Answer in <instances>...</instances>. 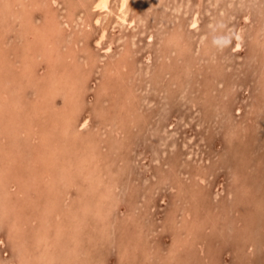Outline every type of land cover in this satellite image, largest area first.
Returning a JSON list of instances; mask_svg holds the SVG:
<instances>
[{"label":"rangeland","instance_id":"rangeland-1","mask_svg":"<svg viewBox=\"0 0 264 264\" xmlns=\"http://www.w3.org/2000/svg\"><path fill=\"white\" fill-rule=\"evenodd\" d=\"M57 1L33 8L0 0V25L12 30L0 92L11 98L24 88L20 110L13 98L2 108L12 115L7 127L0 125V154L13 155L0 159L9 205L3 213L0 202V264H264V0H130L126 22L118 18V0L104 11L91 6L95 0ZM11 4L18 18L7 15ZM30 13L36 25L57 16L65 31L51 37L57 49L41 52L39 42L21 39L15 45ZM84 21L90 28H82ZM71 38L83 53L74 59ZM89 54L96 61L88 62ZM85 116L89 122L80 129ZM57 143L63 153L54 160L49 152ZM67 144L74 148L64 150Z\"/></svg>","mask_w":264,"mask_h":264},{"label":"bare ground","instance_id":"bare-ground-1","mask_svg":"<svg viewBox=\"0 0 264 264\" xmlns=\"http://www.w3.org/2000/svg\"><path fill=\"white\" fill-rule=\"evenodd\" d=\"M8 2L9 1H13L14 2V4H15V2L16 3H19V5H21V6H27V5H29L30 3H32L31 5H32V7L33 8H38L39 7V5L41 4V1L40 0H7ZM84 1V0H83ZM130 0H118L117 2H118V18H119V20H121L122 22H126V21H128L127 20V16H128V10H127V5H128V2H129ZM50 2H51V4H53V5H55V4H57V0H50ZM110 2H111V0H95L92 4H91V6L94 8V9H99V11H104V10H108L110 7H109V5H110ZM52 5V6H53ZM71 5V4H70ZM78 5H80V4H78ZM15 6V5H14ZM72 7L73 6H71V9L68 11V17H67V20H66V25L68 26V27H70V24L71 23H73V22H75V19H74V15H75V13H74V10L72 9ZM81 7V6H80ZM79 7V8H80ZM9 10V13H7V15L8 14H10V16H17V18L19 17L18 16V13H16L15 11L16 10H14V8H13V5L11 4L9 7H7ZM22 8V7H21ZM59 8V7H58ZM78 8V9H79ZM1 9V8H0ZM3 9V8H2ZM2 9H1V12H2ZM24 9H25V7H24ZM111 9V8H110ZM5 10V9H4ZM35 10V9H34ZM41 10V9H40ZM80 10V9H79ZM5 11H7V10H5ZM43 11V10H42ZM45 11V10H44ZM110 11V10H109ZM62 12V11H61ZM114 12H115V10H114ZM45 13H47V12H45ZM99 14V13H98ZM105 14V13H104ZM3 15V14H2ZM6 15V14H5ZM6 15V16H7ZM43 15V14H42ZM79 15V14H78ZM82 15V14H81ZM9 16V15H8ZM7 16V17H8ZM9 16V17H10ZM131 16H134V15H131ZM66 18V17H65ZM100 16H97V17H95L94 18V20H95V22L98 24L99 22H100ZM132 18V17H131ZM10 19V18H9ZM193 19V18H192ZM135 20V19H134ZM133 19L130 21V24H133L135 21H134ZM4 21V20H3ZM8 21V20H7ZM43 21V20H42ZM62 21V20H61ZM78 21V20H77ZM49 22L50 23H52L53 25V29H47L46 28V24H49ZM0 23H1V20H0ZM37 23V22H36ZM65 23V22H64ZM81 23V22H80ZM119 23H121V22H119ZM2 24H5V22H3ZM21 26H22V28L20 29V32L18 33V35H17V37L15 38V39H17L16 40V42H15V45H18V44H20V42L19 41H21V43H25V42H31V43H38V44H40L41 45V47H39L38 49H40L41 50V52L42 51H45V50H43V49H46V50H50L51 49V47L53 46L54 48H56L57 46H56V44H55V42L54 41H52L51 40V37H52V35H54L55 33L58 35V34H61L63 31H62V26H61V23L57 20V16L56 15H54V14H50L46 19H45V22H43L41 25H36L35 24V21L32 19V14L30 13V14H26L25 15V19H24V21L22 22V23H19ZM82 24V23H81ZM81 24H79V26L81 25ZM85 24V25H84ZM129 24V23H128ZM191 24H193V25H196L197 24V18H194L193 20H192V22H191ZM12 25H14V24H11V26ZM18 25V24H17ZM51 25V24H50ZM65 25V26H66ZM73 25V24H72ZM83 25H84V27H82L83 29L85 28V26L86 27H88V28H90L89 27V24L86 22V21H84V23H83ZM111 25V24H110ZM123 25V24H122ZM2 25H0V70H1V75H5V73H3L5 70H3V68L4 69H7V70H9V66L7 65V64H9V63H7V59H6V56H7V52H9V50H11L10 49V47H9V45L6 43L7 42V35L10 33V25L7 27V26H5V25H3L2 27H1ZM15 26V25H14ZM49 26V25H48ZM49 28V27H48ZM71 28V27H70ZM69 28V29H70ZM129 28V27H128ZM66 29V28H65ZM86 29V28H85ZM93 29V28H92ZM12 31V30H11ZM78 31V30H77ZM83 30H81V32H82ZM88 31V30H87ZM90 31H91V29H90ZM65 32V31H64ZM63 32V33H64ZM68 32V31H67ZM70 32H72V31H70ZM11 33H13V32H11ZM74 33H75V30H74ZM83 33H84V31H83ZM86 33V32H85ZM88 33V32H87ZM69 34V33H68ZM105 35H106V27H103L102 28V30H101V32H100V35H99V37H98V39H97V43L98 44H101V40L105 37ZM73 36V35H72ZM83 36H84V34H83ZM174 36V35H173ZM242 36V35H241ZM10 37V36H9ZM87 37V36H86ZM90 37V36H89ZM237 37H238V35H237ZM7 38V39H6ZM66 38H68V37H66ZM66 38H65V40H66ZM78 38V37H77ZM241 38L242 37H238V39L236 40V43H235V49L236 50H239V49H241L242 48V40H241ZM12 39V38H11ZM21 39V40H20ZM69 39V38H68ZM67 39V40H68ZM86 39V38H85ZM84 39V40H85ZM88 39V38H87ZM28 40V41H27ZM71 40H72V42H74V43H72L71 44V50L72 49H74V48H72V47H74V45H76V42H75V40H73L72 38H71ZM132 40V39H131ZM171 40V39H170ZM83 41V40H82ZM19 42V43H18ZM63 42H65V41H63ZM78 42V41H77ZM167 42H169V41H167ZM171 42V41H170ZM6 43V44H5ZM79 43V42H78ZM110 44H111V42H109ZM5 44V45H4ZM60 44V43H59ZM84 44V43H83ZM25 44H23V46L22 47H25L24 46ZM61 45H63V43L61 44ZM85 45V44H84ZM109 45V44H108ZM69 46V45H68ZM77 46V45H76ZM83 46V45H82ZM86 46H87V43H86ZM19 47H20V50H21V46L19 45ZM78 47H79V45H78ZM77 47V48H78ZM76 48V49H77ZM82 48V47H81ZM81 48H78V51H79V49L81 50ZM85 48V47H84ZM83 48V49H84ZM13 49V48H12ZM57 49V48H56ZM67 49V48H66ZM85 49H88V48H85ZM94 49V48H93ZM103 49V48H102ZM207 49V48H206ZM19 50V49H18ZM17 50V51H18ZM25 50V49H24ZM30 50V49H29ZM52 50V49H51ZM54 50V49H53ZM70 50V51H71ZM89 50V49H88ZM107 50H110V46H108L107 47ZM16 51V52H17ZM34 51V50H33ZM82 51V50H81ZM84 51V50H83ZM40 52V51H39ZM61 52V51H60ZM63 52V51H62ZM72 52V51H71ZM80 52V51H79ZM78 52V53H79ZM108 52V51H107ZM10 53V52H9ZM18 53V52H17ZM50 51H49V55H50ZM76 51H75V49H74V51L71 53V55H69V57L71 56V58L70 59H74L75 57H77L76 56ZM77 53V54H78ZM82 53V52H81ZM81 53H79V54H81ZM86 53H87V51H86ZM48 53H46V55H47ZM62 54V55H61ZM58 57L59 58H57V60L60 62V61H62L63 60V58H64V56H65V54L64 53H61ZM83 54V53H82ZM21 56V55H20ZM48 56V55H47ZM100 56V55H99ZM84 57V56H83ZM254 57V56H253ZM9 58V57H8ZM23 58V57H22ZM49 58V57H48ZM48 58H46V61H47V59ZM78 58V57H77ZM88 59H87V61L88 62H93V61H96V57L95 56H93V54H89L88 55V57H87ZM101 58V57H100ZM99 58V59H100ZM123 58V57H122ZM7 60V61H6ZM118 60V59H117ZM26 61V60H25ZM102 61H104L103 59H102ZM112 61V60H111ZM74 62V61H73ZM83 62V61H82ZM98 62H99V60H98ZM109 62V61H108ZM23 62H21V64H22ZM28 63V62H27ZM29 64V63H28ZM98 64V63H97ZM100 64V63H99ZM87 65H88V63H87ZM90 65V64H89ZM123 65H125V64H123ZM18 66V65H17ZM92 66V65H91ZM97 66V65H96ZM114 66V65H113ZM112 66V67H113ZM30 68H32L31 66H29ZM71 67V66H70ZM115 67H116V65H115ZM119 67H120V65H119ZM19 68V67H18ZM93 68H94V66H93ZM114 68V67H113ZM124 68V67H123ZM65 69V68H64ZM120 69V68H119ZM14 70V69H13ZM66 70H67V72H69V70L66 68ZM78 71L80 70V67H78V69H77ZM90 70V69H89ZM108 70V69H107ZM124 70V69H123ZM71 71V70H70ZM117 71V70H116ZM126 71V70H125ZM14 74V78L16 77H20L21 76V74L22 73H20V70H18V74L17 73H13ZM49 74V73H48ZM81 74V73H80ZM119 74V73H118ZM18 75V76H17ZM116 75V74H115ZM83 76H86V73H84L83 74ZM120 76V75H119ZM87 77V76H86ZM10 78H11V76H10ZM71 76H70V74L69 73H67L66 74V76L64 77V83H66L67 84V86H68V89H69V92L70 91H72V88L71 87H73V86H70V85H72L73 84V82H71ZM85 78V77H84ZM87 79L88 78H86V81H87ZM104 79V78H103ZM60 80H61V78H60ZM84 80V79H83ZM1 81V80H0ZM13 80H11L10 82H12ZM85 82V81H84ZM83 82V84L85 85V83ZM90 82V81H89ZM59 83H60V81H59ZM87 84H88V82H86ZM63 84V83H62ZM83 84H82V86H83ZM98 84V83H97ZM108 84V83H107ZM81 85V84H80ZM111 85V84H110ZM4 86V85H3ZM51 86H53V85H51ZM50 86V87H51ZM57 86V85H56ZM55 86V87H56ZM82 86H80V87H82ZM127 86V85H126ZM178 86V85H177ZM5 87V86H4ZM61 87V86H60ZM70 87V88H69ZM113 87V86H112ZM118 87L120 88V86L118 85ZM124 87V86H123ZM123 87H121V88H123ZM9 88H10V86H9ZM13 88V87H12ZM58 88V87H57ZM83 88H85V87H83ZM88 88V87H87ZM128 88V87H127ZM131 88H134V87H131ZM131 88H130V91H131ZM7 89V88H6ZM15 89V88H14ZM24 88L23 87H21V86H19V88L17 89V90H14V92H13V94H12V97L11 98H13V102L14 103H16V109L17 110H20V108H21V105H23V100H24V96H23V92L22 91H24L23 90ZM94 89V88H93ZM113 89H115V87L113 88ZM8 90V89H7ZM9 90H13V89H9ZM59 90V89H58ZM57 90V91H58ZM86 90V89H85ZM97 90V89H96ZM117 90V89H116ZM127 90V89H126ZM48 91H49V89H48ZM54 91H55V89H54ZM68 91V90H67ZM67 91H66V93H67ZM99 91V90H98ZM122 91H123V89H122ZM45 92V91H44ZM93 92H95V91H93ZM121 92V91H120ZM124 92H127V91H123V95H125L124 94ZM131 92H133V91H131ZM136 92V91H135ZM11 93V92H10ZM10 93H9V95H7V93L6 92H3V89H2V92H0V125H4L3 127L5 128V127H7V125H8V122L9 121H6V120H8V119H10V116L12 115H8V113L7 112H4L3 111V107H4V105L6 106V105H8V104H6V103H4L5 102V100H6V98H7V100L8 99H11L10 98ZM37 93H39V92H37ZM89 93V92H88ZM87 93V94H88ZM110 93V96H111V92H109ZM115 92H113V94H114ZM127 93H129V92H127ZM134 93V92H133ZM5 96H4V95ZM31 94V93H30ZM112 94V95H113ZM116 94V93H115ZM114 94V95H115ZM121 94H122V92H121ZM65 95V94H64ZM120 95V94H119ZM123 95H122V97H123ZM27 96V95H26ZM25 96V97H26ZM34 96L36 97V95L34 94ZM40 96V95H39ZM60 96V95H59ZM71 96V95H70ZM86 96V95H85ZM84 96V97H85ZM41 97V96H40ZM44 97V96H43ZM81 97V96H80ZM89 97V96H88ZM91 97V96H90ZM101 97V96H100ZM113 97V99H114V96H112ZM115 97H118V96H115ZM119 97H121V95L119 96ZM134 97V96H133ZM136 97V96H135ZM134 97V98H135ZM38 98V97H37ZM42 98V97H41ZM68 98V97H67ZM73 98V97H72ZM77 98H79V97H77ZM92 98V97H91ZM124 99L126 98V97H123ZM123 98H121L122 100H123ZM26 99V98H25ZM45 98H43V100H44ZM59 99V98H58ZM87 99V98H86ZM107 99V98H106ZM112 99V98H111ZM118 99V98H117ZM6 100V101H7ZM35 100V99H34ZM48 100V99H47ZM56 100V99H55ZM80 100V99H79ZM83 100V99H82ZM128 100L129 99H127V102H128ZM58 101V100H57ZM56 101V102H57ZM77 101H78V99H77ZM87 101V100H86ZM120 101V100H119ZM125 101V100H124ZM25 102V101H24ZM44 102H45V100H44ZM44 102H40V103H43L44 104ZM74 102V101H73ZM82 102V101H81ZM123 102V101H122ZM136 102V101H135ZM11 103V102H10ZM35 103H36V101H35ZM87 103H88V101H87ZM46 104V103H45ZM72 104V103H71ZM83 104V103H82ZM93 104V103H92ZM124 104H126V103H124ZM128 104V103H127ZM68 105V104H67ZM66 105V106H67ZM84 105H85V103H84ZM84 105H83V107L82 108H84ZM12 106V105H11ZM24 106H26V104L24 105ZM45 106V105H44ZM71 106V105H70ZM70 106H69V108H70ZM119 106H120V104H119ZM8 107V106H7ZM13 107V106H12ZM37 107V106H36ZM65 107V106H64ZM15 108H13V109H15ZM26 108V107H25ZM38 108V107H37ZM42 108V107H41ZM48 108V107H47ZM74 109V108H73ZM76 109V108H75ZM9 110H10V108H9ZM36 110V109H35ZM38 110H41V109H38ZM44 110V109H43ZM67 110V109H66ZM83 110V109H82ZM3 111V112H2ZM45 111V110H44ZM49 111V110H48ZM51 111H52V109H51ZM61 111V110H60ZM68 111V110H67ZM76 111V110H75ZM84 111V110H83ZM100 111V110H99ZM119 111H120V109H119ZM13 112V111H12ZM12 112H10V113H12ZM24 112V111H23ZM47 112V111H46ZM53 112V111H52ZM77 113H79L78 111H76ZM237 112V111H236ZM29 113H30V111H29ZM31 113H33V112H31ZM42 113V112H41ZM57 113V112H56ZM82 113V112H81ZM20 114H22V113H20ZM27 114V113H26ZM47 114V113H46ZM37 115V114H36ZM45 115V114H44ZM52 115H53V113H52ZM65 115H66V113H65ZM64 115V116H65ZM20 116V115H19ZM24 116V115H23ZM33 116V115H32ZM40 116H41V114H40ZM54 116V115H53ZM72 116V114L70 115L69 113L65 116V119H68V117H71ZM73 116H75V115H73ZM72 116V117H73ZM28 117V116H27ZM33 117H35L36 118V116H33ZM33 117H31V118H33ZM38 117H39V115H38ZM41 117H44V116H41ZM18 118V117H17ZM47 118V117H46ZM15 119V118H14ZM24 119V118H23ZM43 119V118H42ZM45 119V118H44ZM53 119H54V117H53ZM53 119H51V120H53ZM18 120H19V118H18ZM38 120H39V118H38ZM56 120V119H55ZM81 120V119H80ZM138 120V119H137ZM14 121V120H13ZM13 121H11L12 123H13ZM15 121H16V119H15ZM43 122H44V120H42ZM117 121V120H116ZM21 122V121H20ZM40 122V121H39ZM63 122V121H62ZM88 122H89V116H85L83 119H82V121L79 123V126H80V129L81 128H84L87 124H88ZM77 123V122H76ZM137 123V122H136ZM29 124V126H31L30 124L31 123H28ZM34 124V123H33ZM37 124L39 125V124H41V123H36L35 125L37 126ZM45 124V123H44ZM57 124V123H56ZM62 124V126L65 124H63V123H61ZM138 124V123H137ZM49 125V124H48ZM47 125V126H48ZM58 125V124H57ZM66 125V124H65ZM64 125V126H65ZM74 125V124H73ZM113 125V124H112ZM40 126V125H39ZM43 126H45V125H43ZM61 126V125H60ZM68 126H70V125H68ZM68 126L66 127L67 129H68ZM71 126H72V124H71ZM74 126H77V125H74ZM138 126V125H137ZM3 127H1V132H5L6 134H7V132L5 131L6 129H4ZM9 127V126H8ZM19 127V126H18ZM33 128V127H32ZM54 128V127H53ZM76 128V127H75ZM137 128V127H136ZM136 128H134V129H136ZM140 128H142V127H140ZM4 129V130H3ZM30 129V128H29ZM55 129V128H54ZM53 129V130H54ZM63 129V128H62ZM73 129V128H72ZM242 129V128H241ZM11 130H13V128L11 129ZM15 130V129H14ZM14 130H13V132H14ZM36 130H37V128H36ZM47 130H50V129H47ZM46 130V131H47ZM139 130V129H138ZM19 131V130H18ZM23 131V130H22ZM57 131V130H56ZM92 131V130H91ZM25 132V131H24ZM42 132V131H41ZM45 132V131H44ZM55 132V131H54ZM58 132V131H57ZM56 132V134H58ZM70 132V131H69ZM82 132V131H81ZM88 132H90V131H88ZM31 133V132H30ZM47 133V132H46ZM50 133L52 134V132L50 131ZM63 133V132H62ZM74 133H75V135H76V132L74 131ZM80 133V132H79ZM17 134H18V132H17ZM20 134V133H19ZM21 134H23V133H21ZM20 134V135H21ZM35 134V133H34ZM54 134V133H53ZM69 134V133H68ZM83 134H84V132H83ZM19 135V136H20ZM25 135H26V133H25ZM28 135V134H27ZM41 135V134H40ZM55 135V134H54ZM59 135V134H58ZM58 135H56V136H58ZM61 135H63V134H60V136ZM65 135V134H64ZM80 134H78V136H79ZM15 136V135H14ZM52 136V135H51ZM49 138H50V136H48ZM53 137V136H52ZM59 137V136H58ZM82 137V136H81ZM81 137H80V140H82L81 139ZM15 138H16V136H15ZM30 138V137H29ZM40 138H41V136H40ZM66 138V137H65ZM73 138V137H72ZM85 138V137H84ZM89 138H91V137H89ZM46 139H47V137H46ZM70 140H74V139H71V137L69 138ZM75 139H76V137H75ZM79 139V138H78ZM28 139H26V141H27ZM32 140V139H31ZM54 139H51V142L53 141ZM55 140H56V138H55ZM58 140V139H57ZM36 141V140H35ZM65 141H68V140H65ZM79 141V140H78ZM77 141V142H78ZM28 142H30L29 140H28ZM43 143H44V141H42ZM48 142V141H47ZM46 142V143H47ZM56 142V141H55ZM60 142V141H59ZM69 142V141H68ZM76 142V143H77ZM89 142V141H88ZM39 143H40V141H39ZM72 143V142H71ZM75 143V142H74ZM73 143V144H74ZM79 143H80V141H79ZM78 143V144H79ZM82 143H84V141L82 142ZM86 143H87V141H86ZM85 143V144H86ZM11 144H15V143H11ZM61 144H62V142H61ZM61 144H59V143H57L56 145H55V147L54 148H52L51 149V151L49 152L50 154H51V157H52V159H54L55 158V156L56 155H60L59 153H61V151H62V153H63V147H62V145ZM65 144V143H64ZM84 144V145H85ZM13 145H10L9 144V146H13ZM30 145V144H29ZM45 145V144H44ZM68 145V146H67ZM66 146H67V148L65 147V149L64 150H67V149H69V148H71V147H69L70 145L69 144H67ZM75 145V144H74ZM87 145V144H86ZM39 148H41L40 146H39ZM38 148V149H39ZM72 148H74V147H72ZM72 148H71V150H72ZM81 148V147H80ZM79 148V149H80ZM43 149H45V148H43ZM77 149V148H76ZM75 149V151H77ZM82 149V148H81ZM83 149H85V148H83ZM48 150V149H47ZM85 150H83V152H84ZM48 152V151H47ZM79 152V151H78ZM82 152V153H83ZM80 153V152H79ZM78 153V154H79ZM38 154V153H37ZM73 154H74V152H73ZM83 154H85V153H83ZM102 154V153H101ZM13 155V153H12V150H10L9 151V156H12ZM9 156H8V153H6V152H2L1 154H0V159H5L6 157H8L9 158ZM62 157L64 156V154H62L61 155ZM48 157V156H47ZM50 157V156H49ZM79 157V156H78ZM88 157H90V156H88ZM80 158H82V157H80ZM83 158H85V157H83ZM49 159V158H48ZM55 160V159H54ZM59 160H60V158H59ZM63 160V159H62ZM61 160V161H62ZM76 161V160H75ZM8 162L10 163L11 161L10 160H8ZM54 162V161H53ZM60 162V161H59ZM58 163V162H57ZM77 163H78V160H77ZM61 164V163H60ZM65 164V163H64ZM72 164V163H71ZM79 164V163H78ZM77 164V165H78ZM55 165V164H54ZM74 165V164H73ZM56 166V165H55ZM67 166V165H66ZM72 166V165H71ZM78 167V166H77ZM106 167V166H105ZM51 168V167H50ZM60 168V167H59ZM68 168V167H67ZM67 168H65V169H67ZM70 168H72V167H70ZM64 169V170H65ZM92 169V168H91ZM97 169H98V167H97ZM243 170V169H242ZM47 171H49L48 172V176H50V175H52V172H51V169H47ZM57 171V170H56ZM94 171V170H93ZM77 172H79V170L77 171ZM82 172H84L85 173V170L83 171V169H82ZM102 172V171H101ZM47 173V172H46ZM65 173H67L68 174V172L66 171ZM83 173V174H84ZM94 173V172H93ZM95 173H97L96 172V170H95ZM104 173H105V171H104ZM45 174V173H44ZM59 174V173H58ZM64 174V173H63ZM62 174V175H63ZM86 174V173H85ZM107 174H109V173H106V175ZM74 175H77L76 174V172L74 173ZM92 175V174H91ZM98 175V174H97ZM101 175V174H100ZM110 175V174H109ZM109 175H108V177H109ZM58 176H60V174L58 175ZM69 176H70V174H69ZM71 176H73V175H71ZM85 176V175H84ZM94 176V175H93ZM96 176V175H95ZM75 176H73V178H74ZM88 177V176H87ZM43 178H45V177H43ZM60 178H61V176H60ZM60 178H58V179H60ZM72 178V177H71ZM70 178V179H71ZM78 178V177H77ZM90 178V177H89ZM92 178V177H91ZM57 180V179H56ZM66 180H67V178H66ZM69 180V179H68ZM49 181H51V180H49ZM62 183H63V181L62 180H60ZM73 181V180H72ZM38 182V181H37ZM55 182V181H54ZM75 182H77V181H75ZM79 182V181H78ZM62 183H60V184H62ZM72 183V182H71ZM18 184V183H17ZM52 184V183H51ZM85 184V183H84ZM113 184H114V182H113ZM181 184V183H180ZM53 185V184H52ZM76 185V184H75ZM74 185V186H75ZM83 185V184H82ZM85 185H87V184H85ZM84 185V186H85ZM47 186V185H46ZM84 186H82V188L84 187ZM38 187V186H37ZM68 187V186H67ZM76 187V186H75ZM89 187H91V186H89ZM69 188V187H68ZM71 188V187H70ZM78 188V187H77ZM86 188H88V187H86ZM37 189H39V187L37 188ZM73 189H76V188H73ZM244 189V188H243ZM248 189V188H247ZM13 190V189H12ZM23 190V189H22ZM63 190V189H62ZM89 190V189H88ZM52 191V190H51ZM64 191V190H63ZM77 191V190H76ZM91 191V190H90ZM245 191V190H244ZM66 192V191H65ZM43 193V192H42ZM45 193H46V191H45ZM44 193V194H45ZM58 194H59V192H57ZM242 193H243V191H242ZM242 193H241V195H242ZM7 194V192L5 191V189H3V190H1L0 189V202H1V204H2V206H1V209H2V212L4 213L5 211H6V209H7V206H9V205H7V200L5 199L6 198V195ZM47 194H49V193H47ZM71 194V193H70ZM230 194H231V192H230ZM39 195V194H38ZM82 195H83V193H82ZM41 196V195H40ZM47 196V195H46ZM88 197H89V195H87ZM231 196H232V194H231ZM43 197V196H42ZM58 197V196H57ZM85 197V196H84ZM84 197H83V199H84ZM88 197H86V200L88 199ZM44 198V197H43ZM51 198H54V197H50V199ZM70 198V197H69ZM95 198V197H94ZM48 199H49V196H48ZM50 199H49V203H50ZM82 199V200H83ZM31 200H32V198H31ZM45 200V199H44ZM91 200V199H90ZM89 200V201H90ZM97 200V199H96ZM46 201V200H45ZM192 201V200H191ZM67 202V201H66ZM92 202V201H91ZM91 202H88V203H91ZM96 201H94L93 203H95ZM87 203V204H88ZM111 203V202H110ZM9 204V203H8ZM45 205V204H44ZM61 205V204H60ZM66 205V204H65ZM104 205V204H103ZM108 205V204H107ZM36 206V205H35ZM34 206V207H35ZM38 206V205H37ZM39 206H42V204H40ZM68 206V205H67ZM90 206H91V204H90ZM111 206V205H110ZM176 206V205H175ZM49 207H50V205H49ZM52 207V206H51ZM87 207V206H86ZM89 207V206H88ZM112 207V206H111ZM110 207V208H111ZM58 210V209H57ZM86 210V209H85ZM111 210V209H110ZM49 211V210H48ZM47 211V212H48ZM39 213H40V211H38ZM47 212L45 213V214H47ZM109 212V211H108ZM111 212V211H110ZM43 213V212H42ZM63 213V212H62ZM89 213V212H88ZM98 213H100V212H98ZM191 212H189V211H186V213H185V221H187L188 220V218L190 217V214ZM44 214V213H43ZM229 214V213H228ZM41 215V214H40ZM84 215V214H83ZM41 216H43V215H41ZM46 216V215H45ZM104 216V215H103ZM176 216V215H175ZM224 216V215H223ZM40 217V216H39ZM48 217V216H47ZM55 217V216H54ZM58 217V216H57ZM56 217V218H57ZM71 217V216H70ZM69 217V218H70ZM74 217V216H73ZM86 217V216H85ZM106 217V216H105ZM172 217V216H171ZM177 217V216H176ZM175 217V218H176ZM232 217V216H231ZM44 218V217H43ZM49 218V217H48ZM51 218V217H50ZM101 218V217H100ZM103 218V217H102ZM102 218H101V220H102ZM174 218V219H175ZM228 218V217H227ZM233 218V217H232ZM231 218V219H232ZM235 218V217H234ZM38 219H40V218H38ZM42 219V218H41ZM47 219V218H46ZM59 219V218H58ZM82 219V218H81ZM98 219V218H97ZM133 219V218H132ZM230 219V220H231ZM51 220H54V218L53 219H51ZM80 220V219H79ZM131 220V219H130ZM192 220V221H191ZM190 221L192 222V225H193V222H194V220L193 219H191ZM40 221V220H39ZM49 221V220H48ZM61 221V220H60ZM80 221H82V220H80ZM121 221H125V220H123V219H121ZM169 221V220H168ZM170 221H172V219L170 220ZM175 221V220H174ZM189 221V222H190ZM50 222V221H49ZM56 222H59V221H56ZM55 221H54V223H56ZM63 222V221H62ZM97 222V221H96ZM126 222V221H125ZM199 222H201V221H199ZM234 222V221H233ZM39 223V222H38ZM41 223V222H40ZM60 223V222H59ZM94 223V222H93ZM169 223V222H168ZM172 223V222H171ZM181 223V222H180ZM232 223V222H231ZM61 224V223H60ZM128 224V223H127ZM194 224H197V223H194ZM59 225V224H58ZM144 225V224H143ZM177 225H178V222H177ZM186 225V224H185ZM198 225H199V223H198ZM198 225H196V226H198ZM203 225H205V224H203ZM40 226H41V224H40ZM179 226V225H178ZM200 226V225H199ZM207 226V225H206ZM232 226V225H231ZM235 226V225H234ZM13 227H15L16 229H20L21 227H20V224L19 225H13ZM73 227V226H72ZM98 227V226H97ZM201 227V226H200ZM204 227V226H203ZM70 228V227H69ZM80 228V226H76V229H79ZM94 228V227H93ZM99 228V227H98ZM212 228V227H211ZM192 229V228H191ZM244 229V228H243ZM97 230V229H96ZM102 230V229H101ZM233 230V229H232ZM77 231V230H76ZM245 231V230H244ZM42 232V231H41ZM98 232H99V230H98ZM103 232V231H102ZM105 233V232H104ZM101 234V233H100ZM243 236V235H242ZM249 236V235H248ZM247 236V237H248ZM252 236V235H251ZM81 237V236H80ZM40 238V237H39ZM45 238V237H44ZM175 238H176V236H175ZM249 238V237H248ZM20 239V238H19ZM22 239V238H21ZM20 239V240H21ZM38 239V238H37ZM47 240V239H46ZM173 240V239H172ZM179 240V239H178ZM218 240V239H217ZM181 241V240H180ZM253 241V240H252ZM172 242H174V240L172 241ZM192 242V241H191ZM246 242V241H245ZM48 243V242H47ZM147 243H148V241H147ZM178 243V242H177ZM49 244V243H48ZM47 244V245H48ZM176 244V243H175ZM180 244V243H179ZM259 244V243H258ZM19 245V244H18ZM151 245V244H150ZM177 245V244H176ZM181 245V244H180ZM260 245V244H259ZM20 246V245H19ZM153 246V245H152ZM172 246V245H171ZM141 247V246H140ZM250 248H251V246H249ZM153 248V247H152ZM170 248H172V247H170ZM178 248V247H177ZM10 249V248H9ZM151 250V249H150ZM17 251H19V250H17ZM85 252V251H84ZM160 252V251H159ZM86 253V252H85ZM200 253H201V251H200ZM20 254V253H19ZM167 254V253H166ZM172 254V253H171ZM51 255V254H50ZM56 255V254H55ZM125 255V254H124ZM172 255H174V254H172ZM176 255V254H175ZM152 256V255H151ZM157 257V256H156ZM159 257V256H158ZM171 257V256H170ZM208 257V256H207ZM211 257V256H210ZM246 258V257H245ZM55 259V258H54ZM153 259H154V256H153ZM158 259V258H157ZM183 259V258H182ZM155 260V259H154ZM213 260V259H212ZM159 261V260H158ZM170 261V260H169ZM179 261V260H178ZM143 262V261H142ZM160 262H161V260H160ZM159 262V263H160ZM165 262V261H164ZM210 262V261H209ZM19 263V262H18ZM145 263V262H144ZM158 263V264H159ZM167 263V262H166ZM6 264V263H5ZM177 264V263H176Z\"/></svg>","mask_w":264,"mask_h":264}]
</instances>
